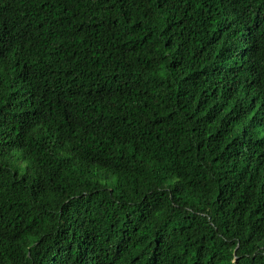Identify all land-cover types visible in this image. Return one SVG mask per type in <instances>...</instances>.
<instances>
[{
    "label": "trees",
    "instance_id": "obj_1",
    "mask_svg": "<svg viewBox=\"0 0 264 264\" xmlns=\"http://www.w3.org/2000/svg\"><path fill=\"white\" fill-rule=\"evenodd\" d=\"M0 264H264V0H0Z\"/></svg>",
    "mask_w": 264,
    "mask_h": 264
}]
</instances>
